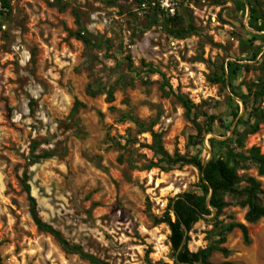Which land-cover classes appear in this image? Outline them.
<instances>
[{
	"label": "rangeland",
	"instance_id": "1",
	"mask_svg": "<svg viewBox=\"0 0 264 264\" xmlns=\"http://www.w3.org/2000/svg\"><path fill=\"white\" fill-rule=\"evenodd\" d=\"M257 157L264 0L0 5V264H174L162 221L181 194L208 211L193 218L189 252L219 246L228 253L210 264H264V220L245 221V195L210 207L183 162L222 159L242 192L264 188Z\"/></svg>",
	"mask_w": 264,
	"mask_h": 264
},
{
	"label": "trees",
	"instance_id": "2",
	"mask_svg": "<svg viewBox=\"0 0 264 264\" xmlns=\"http://www.w3.org/2000/svg\"><path fill=\"white\" fill-rule=\"evenodd\" d=\"M0 5L2 10H7L9 8V0H0ZM256 160L259 164V174L264 177V157H257ZM183 162L193 165L198 170L200 174L201 189L206 193L211 190L212 193L209 200L210 207L214 209H220L222 207L224 202L222 199L216 198L217 195L230 194L232 196H241L243 194L246 198L245 206L247 208L244 217L245 221L252 224L258 220H264V206L260 204V198H264V188H262L257 181L250 180L248 187L242 192H237L234 188L236 185V175L222 159L207 163L197 159L183 160ZM26 189H28L27 185ZM184 208H187L191 214H187L184 211ZM170 212L173 214V219L169 214ZM203 214H208L206 207L191 194L177 195L170 201L168 212L165 214V219L162 223H165L170 231L168 239L174 255L184 236L182 224L189 232L193 224L194 216ZM37 227L42 232L52 236L63 249L67 250V242L59 232L43 222H40ZM233 228H238L241 231L243 238L245 240L247 239V231L244 225L230 224L226 231H230ZM224 242L225 238L222 236L218 243L222 244ZM214 251H218L223 255H227L228 253L227 249L219 246H208L196 253H191L187 249L186 243H184L182 249L179 251L178 261L183 264H210L208 258ZM174 264H176L175 261ZM222 264L232 263L224 262Z\"/></svg>",
	"mask_w": 264,
	"mask_h": 264
},
{
	"label": "water",
	"instance_id": "3",
	"mask_svg": "<svg viewBox=\"0 0 264 264\" xmlns=\"http://www.w3.org/2000/svg\"><path fill=\"white\" fill-rule=\"evenodd\" d=\"M209 193H210V195H211V190L209 191ZM210 200V199H209ZM207 205H208V202H207ZM182 229H183V231H184V236H183V239H182V241H181V244H180V246H179V248H178V250L176 251V253H175V255H174V261H175V263L176 264H183V263H180L179 261H178V254H179V251L182 249V247H183V245H184V243H185V241H186V237H187V234H188V231L186 230V228H185V226L182 224ZM185 264H189V263H185Z\"/></svg>",
	"mask_w": 264,
	"mask_h": 264
}]
</instances>
